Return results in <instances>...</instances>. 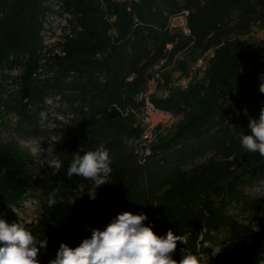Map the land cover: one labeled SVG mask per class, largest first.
I'll list each match as a JSON object with an SVG mask.
<instances>
[{
	"label": "trees",
	"instance_id": "trees-1",
	"mask_svg": "<svg viewBox=\"0 0 264 264\" xmlns=\"http://www.w3.org/2000/svg\"><path fill=\"white\" fill-rule=\"evenodd\" d=\"M185 12L186 27L173 25L171 18ZM55 14L67 15L57 43L63 52L50 47L42 57L44 21ZM261 29L264 0H0V105L18 114L19 129L33 136L51 122L57 125L52 131L64 136L43 164L18 144L0 143V219L20 223L7 210L38 201L42 192L36 223L24 226L48 240L41 264H50L62 243L75 248L91 237L90 229L102 230L126 211L146 214L144 223L154 231L186 235L187 249L210 257L204 264L264 259V193L248 190L264 180V157L239 142L241 133L251 134L249 117L258 119L264 108V38L253 34ZM200 58L205 67L186 86L177 84ZM46 68L57 74L52 83L37 76ZM16 69L21 72L13 74ZM157 74L152 100L179 119L154 144L147 171L156 166L163 174L142 177L115 153L118 144L136 140V97ZM9 80L17 90L7 93ZM56 93L76 116L61 121L44 107L45 97ZM117 124L122 130L112 134ZM101 144L112 161L109 184L95 200L86 194L72 206V190L88 181L68 178V165L73 155ZM57 157L64 170L53 176L49 162ZM57 187L63 191L49 207L48 195ZM235 204L250 213L248 219L230 213ZM224 230V251L211 259L203 244H217Z\"/></svg>",
	"mask_w": 264,
	"mask_h": 264
},
{
	"label": "clouds",
	"instance_id": "clouds-1",
	"mask_svg": "<svg viewBox=\"0 0 264 264\" xmlns=\"http://www.w3.org/2000/svg\"><path fill=\"white\" fill-rule=\"evenodd\" d=\"M264 81V74L260 76ZM259 91L264 93V82L259 86ZM244 115H248L245 108ZM45 118L41 114V122ZM248 125L250 135L241 133L239 142L241 148L252 154L257 152L264 157V108L260 110L259 118L249 117ZM129 147H133L136 141L127 140ZM112 161L109 150L100 145L95 151L73 155L68 165L66 175L80 177L88 181L77 185L72 190V195L67 198V203L74 206L76 202L85 196L95 200L98 189L109 184L112 173L110 167ZM53 169L51 175L56 176L64 170L63 162L57 157L49 162ZM63 191L57 187L47 198L49 207L57 203V194ZM258 191L264 193V180L260 181ZM30 196L31 192L25 193ZM38 203V201H33ZM148 219L146 214H133L122 212L115 216L102 230L92 228L91 237L85 238L82 243L75 247H69L62 243L57 252L56 258L50 264H204V254H194L187 249V240L182 235H176L169 230L166 236H158L154 230L145 225ZM178 242L185 245L180 249L181 259L173 258ZM0 264H40L38 254L40 249H46L47 238L41 240L36 238L32 232L27 230L23 223H11L0 219ZM204 248L211 250V259L218 257L224 251L221 245L206 241ZM200 244L197 243L199 253ZM257 264H264V259H257Z\"/></svg>",
	"mask_w": 264,
	"mask_h": 264
},
{
	"label": "rangeland",
	"instance_id": "rangeland-1",
	"mask_svg": "<svg viewBox=\"0 0 264 264\" xmlns=\"http://www.w3.org/2000/svg\"><path fill=\"white\" fill-rule=\"evenodd\" d=\"M56 11H58V7L55 8ZM67 15H60L55 14L53 17L50 16V20L44 21V28H42L41 31V37H42V48H41V55L44 57L45 55H49V49L50 47H54L55 53L62 54L63 50L61 48H58V42L62 41L63 35L66 30L67 23ZM171 22L173 25L180 26L182 28L186 27V19L183 15L171 18ZM180 57L184 56V54L179 55ZM173 68V67H172ZM40 76L37 75L40 78L47 79V82H51L56 78V73L54 69H41L40 70ZM21 71L16 69L13 71V74L20 73ZM50 77L51 79L49 80ZM9 85L7 87V93H10L11 91H16V85H13L12 81H8ZM181 85V84H180ZM6 97V93L4 94ZM160 96V95H159ZM44 107L52 113L54 116H57L58 119L61 121H68V117L76 116V112L72 111V109L69 107L68 104L63 103L62 100L59 98L58 93L48 95L45 97V103ZM63 108V111L66 112L65 114L59 113L57 110H60ZM133 109L138 110L137 107H133ZM165 109V108H163ZM167 110V109H165ZM178 117L175 116L172 118L171 122L164 127L163 133H166L169 127L176 124L178 121ZM18 121H19V115L15 112H9L6 111L3 104L0 105V143H13L18 144L19 147L29 155L33 156L37 163L43 164L45 161L49 159L50 156L53 155L55 151H58L60 149V145H62L64 141L63 134H57L52 131L54 127H56V123H49L47 127H43V132L37 136L31 135V133L23 129H19L18 127ZM137 131V137H136V144H134L133 147H129L127 143L120 145L118 144L119 149L116 150L115 156H117L120 159V163H123L127 166L128 170H135L137 172V176L144 177L146 174L148 177L153 174L158 173V176L163 174V171L159 168L154 166L151 170L147 171V169H150V164H154V159L152 157L155 155L154 145L152 152L147 155L146 157H141L138 154L137 151V145L141 139V136L143 134V130L141 127L135 125L134 126ZM121 126L119 124L112 126L111 132L113 133H120ZM158 140V137L157 139ZM38 171V169H37ZM157 178L156 176H154ZM252 193H262L261 191H258V188H251L248 189ZM39 199L38 203H33L31 201L24 202L19 207H12L7 210V214L14 215L18 221L23 223V225H30L36 223L37 217H38V211H39V203L43 201L42 192L39 193ZM231 214H238V217L240 220L244 221L245 219H248L250 213H244L240 211V205H234L230 208ZM169 228H163L161 230L154 231L158 236H166ZM229 231H222L216 240V243L220 245V242L224 237L229 236ZM176 235H182L177 234ZM186 238V235H182ZM187 240V238H186ZM0 246H3L2 243H0ZM185 245L178 242L177 250L173 256L174 259L179 260L181 259V252L180 249L184 248ZM44 249H40V252L38 254V259L41 264V260L43 258ZM210 257L206 256L204 258V261H208Z\"/></svg>",
	"mask_w": 264,
	"mask_h": 264
},
{
	"label": "built area",
	"instance_id": "built-area-1",
	"mask_svg": "<svg viewBox=\"0 0 264 264\" xmlns=\"http://www.w3.org/2000/svg\"><path fill=\"white\" fill-rule=\"evenodd\" d=\"M187 14L188 12H185L183 16L186 17ZM253 34L257 37L264 38V29L259 31L254 30ZM200 67H205V60L203 58H200L197 63L194 64L189 76L179 81L177 84L186 86L188 82L195 77L197 70ZM158 75L159 74L151 79L147 89L141 91L136 97L140 106L139 109L136 110L137 122L135 125L141 127L143 130V134L137 145V151L142 158L152 152L153 145L157 141L156 139L159 133L163 131L164 127L167 126L174 117L172 111L157 106L152 100V95L156 92L158 87Z\"/></svg>",
	"mask_w": 264,
	"mask_h": 264
}]
</instances>
